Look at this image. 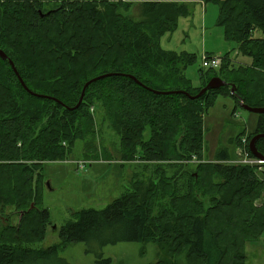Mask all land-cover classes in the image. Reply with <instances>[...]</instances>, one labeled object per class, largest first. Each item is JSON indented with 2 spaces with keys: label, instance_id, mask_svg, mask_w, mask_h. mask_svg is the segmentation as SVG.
<instances>
[{
  "label": "trees",
  "instance_id": "obj_1",
  "mask_svg": "<svg viewBox=\"0 0 264 264\" xmlns=\"http://www.w3.org/2000/svg\"><path fill=\"white\" fill-rule=\"evenodd\" d=\"M196 1L218 5V24L252 62L221 58L192 88L184 71L194 57L164 51L159 41L188 14L182 3ZM132 5L136 15H125ZM0 50L31 92L59 101L30 95L0 58V215L13 211L0 223V264H68L58 251L74 242L102 264L110 259L98 250L118 242L159 243L164 255L154 264H179L181 255L187 264H244L243 242L264 230V198L256 203L264 166L226 164L233 157L225 152L204 160L203 116L219 95L264 107V0H0ZM103 74L114 75L90 84L70 109L83 85ZM213 77L226 85L197 99L185 95ZM257 116L248 143L264 134V114ZM104 123L119 137V163L152 173L133 176L104 209L72 213L58 244L30 247L50 223L41 208L44 165L66 160L77 141L94 155ZM255 148L264 157V138ZM192 156L198 163L185 164Z\"/></svg>",
  "mask_w": 264,
  "mask_h": 264
},
{
  "label": "rangeland",
  "instance_id": "obj_2",
  "mask_svg": "<svg viewBox=\"0 0 264 264\" xmlns=\"http://www.w3.org/2000/svg\"><path fill=\"white\" fill-rule=\"evenodd\" d=\"M200 2H183L188 14L180 15L175 29L163 34L159 41L164 51L194 57L184 71L192 88L201 87L207 74L208 69L202 67L205 56L228 57L234 66L252 62L251 58L237 53V41L227 38L224 28L218 24V5ZM133 5L125 15H136L132 11ZM229 86L230 92L234 87L235 93V86ZM93 115L99 124L100 114L94 111ZM257 119L256 114L243 110L232 97L219 95L203 116V159L212 162L220 152L235 159L240 139H248L255 131ZM97 131L98 146L94 155L85 156L81 151L82 142L77 141L66 160L44 165L41 208L48 211L50 223L45 227L44 238L30 247L45 249L58 244L59 229L72 220V213L83 209L102 210L129 189L133 176L148 177L152 173V170H145L139 164L119 163V137L107 123L97 126ZM148 132L146 130L144 134L146 139ZM79 161L86 162L85 168L77 167ZM12 212L6 210L2 213L0 223L7 221ZM16 221V218L11 219L13 223ZM242 245L244 264H264V230L258 238L244 241ZM86 247L89 248L82 242L70 243L59 249L58 257L68 264H102L97 262L96 254L86 251ZM98 251L102 254L101 258L110 259L109 264H154L164 255L157 242H118L102 246ZM175 259L179 264H187L183 255Z\"/></svg>",
  "mask_w": 264,
  "mask_h": 264
},
{
  "label": "water",
  "instance_id": "obj_3",
  "mask_svg": "<svg viewBox=\"0 0 264 264\" xmlns=\"http://www.w3.org/2000/svg\"><path fill=\"white\" fill-rule=\"evenodd\" d=\"M49 13V12H48ZM0 58L2 60H7L12 71L14 72V74L16 75L18 81L20 82L21 86L23 87V89L28 92L30 95L32 96H35V97H38V98H45V99H52L54 100L55 102H59L58 100L54 99V98H51V97H48V96H44V95H41V94H37V93H34V92H31L27 87L26 85L24 84V82L22 81V79L20 78V76L18 75L12 61L8 60L7 59V56L5 55V53L3 51L0 50ZM114 74H103V75H99V76H96L90 80H88L84 85H83V88L81 90V93H80V96H79V99H78V102L77 104L70 108V109H75L77 108L81 103H82V100H83V95H84V92H85V89L92 83L98 81V80H101V79H104L106 77H110ZM136 83L140 84L138 81H136ZM226 85V82L224 80H222L221 78L219 77H213L211 78L207 84L195 95V96H190L189 94H185L188 98L190 99H197L199 98L202 94H204L205 92L209 91V90H214V89H218L222 86H225ZM151 90L153 93L155 94H159V95H171V94H179L181 92H177V91H156V90H152V89H149ZM233 91H234V87L231 88V94H233ZM241 108L249 113H253V114H256V115H261V114H264V107H250V106H247V105H241ZM264 138V134H257L255 136H253L250 141H249V145H248V149H249V152L250 154L257 158V159H264V157L256 150L255 148V143L257 140H260ZM46 185L48 186V183H46Z\"/></svg>",
  "mask_w": 264,
  "mask_h": 264
},
{
  "label": "built area",
  "instance_id": "obj_4",
  "mask_svg": "<svg viewBox=\"0 0 264 264\" xmlns=\"http://www.w3.org/2000/svg\"><path fill=\"white\" fill-rule=\"evenodd\" d=\"M221 59L219 57H208L205 56L202 58V67L203 68H210V69H216L220 66ZM90 112H93V108H90ZM185 164L188 163H198V160L192 156L189 161L184 162ZM226 164L231 165H241V166H249V167H255L257 168V171H260V169H263L264 166V159H257L255 157L250 156L248 152L247 147V139L241 138L239 141V145L237 146L236 150V158L231 161H227ZM77 167L79 169H83L86 166L85 161H79L77 162ZM264 198V193L259 201L256 203H261L262 199Z\"/></svg>",
  "mask_w": 264,
  "mask_h": 264
},
{
  "label": "crops",
  "instance_id": "obj_5",
  "mask_svg": "<svg viewBox=\"0 0 264 264\" xmlns=\"http://www.w3.org/2000/svg\"><path fill=\"white\" fill-rule=\"evenodd\" d=\"M196 2H199V1H196ZM201 3V2H200Z\"/></svg>",
  "mask_w": 264,
  "mask_h": 264
}]
</instances>
